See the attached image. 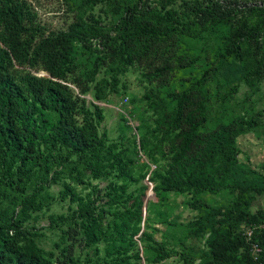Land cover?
<instances>
[{"label": "trees", "instance_id": "16d2710c", "mask_svg": "<svg viewBox=\"0 0 264 264\" xmlns=\"http://www.w3.org/2000/svg\"><path fill=\"white\" fill-rule=\"evenodd\" d=\"M102 1L120 8L122 2L114 29L124 33L117 38L103 33L93 17L52 30L28 0H0V210L7 204L10 211L0 212V264H160L173 256L175 244L184 247L182 238L172 236L174 244L166 243L168 225L180 226L186 240L203 242L198 264H264V230H254L252 238L261 249L257 261L241 233L242 226L264 222L263 210L248 209L257 196H264V162L242 167L240 159L249 133H241L239 126L259 127V122L240 118L203 131L210 73L221 75L224 86L230 77L249 88L259 82L264 1H182L191 33L171 27V0H159L166 5L153 18H146L139 2L85 4L92 10ZM176 30L193 42L175 53L179 68H190L192 48L211 41L214 69L206 67L199 78L172 87L164 79L167 66L141 72L144 111L119 114L124 124L119 138L112 139L100 131L105 114L99 102L109 104L108 97L120 92L119 78L134 68L135 60L146 58L151 44H164ZM99 39L102 49L92 68L77 75V44L90 52L92 41ZM129 41L135 42V50H129ZM108 51L116 53L117 65L97 81ZM238 91L230 86L227 94ZM159 107L165 110L160 121ZM132 115L139 125L127 135L126 117ZM251 135L261 140V135ZM146 179L158 203L186 196V207L195 216L179 224L164 219L157 203L145 202ZM52 186L58 187L56 193L50 192ZM222 190L232 194L226 206L202 200ZM59 202L67 210L48 215V229L57 240L47 252L29 222ZM154 213L160 221L152 225ZM181 256L183 264L192 263L191 254Z\"/></svg>", "mask_w": 264, "mask_h": 264}, {"label": "rangeland", "instance_id": "374dc122", "mask_svg": "<svg viewBox=\"0 0 264 264\" xmlns=\"http://www.w3.org/2000/svg\"><path fill=\"white\" fill-rule=\"evenodd\" d=\"M38 13L40 22L46 27L52 30H64L68 25L77 22L78 20H84L88 17H93L95 21L98 22V27L103 33H108L110 37L117 38L118 34L121 35L124 32H116L114 29V23L119 18L122 13V2H120L121 8L116 7L111 3L98 2L96 3L92 10L89 6H86L85 0H28ZM99 1V0H97ZM130 3L139 2L140 10H145L147 12L146 18L156 17V15L161 12V8L166 3L159 5V0H127ZM182 1L190 0H171L168 3V8L172 10L174 15V21L171 27H177L176 29H185L189 33L193 32L191 30V22L189 20H184V13L181 8ZM223 1H233V0H223ZM264 0H256V3L260 4ZM252 3V2H249ZM166 24L163 23L160 27L165 28ZM190 25V26H189ZM180 35V32L176 30L170 34L167 41L163 44L159 41L153 43L148 47L149 54L146 58H141L135 60L137 57V52L132 55L133 60H135L134 68L129 69L128 73L119 78V89L120 92L117 94H112L108 97L110 101L109 104L104 102H99V106L104 109L105 120L101 126L100 131H106L112 139H118L120 136V129L124 124L120 120L119 114L128 113L133 110L136 116L139 111H144V103L141 101V95L145 92L144 87L140 85V74L141 72L154 71V68H162L164 66L169 67L168 72L165 74V80L168 81L169 86H177L178 82H182L186 79L199 78L206 69L210 67L214 69L211 62L214 57V44L211 41L207 42L206 47H202L201 44H197L194 50V56H191L192 66L190 68H179L177 61V54H181L183 49L193 47V42L190 39H184ZM103 39L92 41V51L86 52L81 51L79 44H77L78 54L75 57L76 71L77 75L81 76L83 73L92 68L94 64V58L98 55V50L102 49ZM127 45V44H126ZM129 50H135V42L129 41ZM109 52V51H108ZM106 52L103 54L102 67L100 73L96 76L97 81L101 78L108 77L105 72L108 69L114 68L117 65L116 53ZM218 80L220 82H218ZM221 79V75L215 76L210 73L205 81L206 96L208 99L207 112L208 120L205 124L204 132L213 130L220 125H229L236 119H243L248 121L259 122V127H249V126H239L240 132L248 134L247 140H242V154H240V159L242 160V167L252 166L255 167L259 162H264V66L261 68V76L259 82L255 83L253 88H249L244 84L240 83L230 77L224 86ZM157 83V81L155 82ZM230 86H238L239 91L236 94L228 95L227 89ZM125 93V96H124ZM89 96L92 95L89 93ZM89 96L88 97L89 99ZM133 100L134 103H131ZM161 107V105H159ZM158 109V121H160V115L165 113L164 108ZM132 115V117L127 116L126 122L129 126V130H125L126 134L129 135L131 132H135V128L139 125L137 117ZM131 120H130V119ZM252 133L261 135V140H255L251 135ZM247 156L249 158H247ZM145 184L149 185V189L146 191L145 202H155L158 205L159 211L163 214V218H167L169 222L176 221V224L183 223L190 217L195 216L191 210L186 207V202L188 197L186 196H169L162 203H158V198L155 197L153 192V185L144 181ZM99 187H103L105 183L103 182H93ZM58 191L57 186H52L50 192L56 193ZM202 200L209 206H226L232 200V194L229 190H222L221 192L210 195L206 194L202 197ZM248 209L254 213L258 210L264 211V196H257L256 199L249 204ZM4 210L9 211V207L6 204L5 207L0 210L1 214ZM67 204L64 202L56 203L52 206L51 211H45L35 215V219L29 222L30 228H34L38 237L39 245L45 251H51L54 246V241L57 240L56 235H54L49 229L48 215L51 213H61L66 212ZM10 214V211H9ZM161 218V219H163ZM151 224L155 225L160 221V214L154 213L152 215ZM161 229L162 226H159ZM166 243L174 244L173 240L170 238L173 236L176 240L182 238L184 240V247L175 244V251L172 252V257L161 262L160 264H183L181 253L184 255L191 254L192 263L198 264V249L204 247L202 241H189L183 238L182 228L180 226H166ZM219 236V234H217ZM193 247L195 251L187 250ZM143 249L141 248V254ZM93 256V254H92ZM141 264H144L143 262Z\"/></svg>", "mask_w": 264, "mask_h": 264}, {"label": "built area", "instance_id": "2783aa9c", "mask_svg": "<svg viewBox=\"0 0 264 264\" xmlns=\"http://www.w3.org/2000/svg\"><path fill=\"white\" fill-rule=\"evenodd\" d=\"M142 161H146L142 158ZM256 229H263L264 230V222L259 223L258 225L253 226H242L241 233L244 237L245 241L249 245L250 253L254 257V260L257 261L260 257L261 249L259 248L258 244L252 241L254 230Z\"/></svg>", "mask_w": 264, "mask_h": 264}]
</instances>
